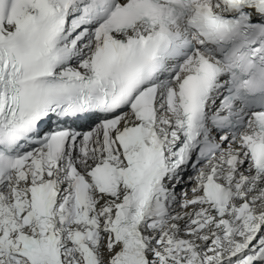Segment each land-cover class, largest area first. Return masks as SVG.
<instances>
[{
	"label": "snow or ice",
	"instance_id": "1",
	"mask_svg": "<svg viewBox=\"0 0 264 264\" xmlns=\"http://www.w3.org/2000/svg\"><path fill=\"white\" fill-rule=\"evenodd\" d=\"M0 264H264V0H0Z\"/></svg>",
	"mask_w": 264,
	"mask_h": 264
}]
</instances>
